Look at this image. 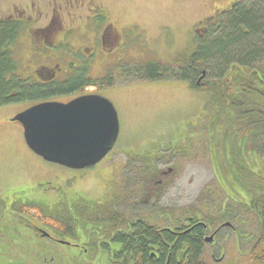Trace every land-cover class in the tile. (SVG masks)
I'll return each instance as SVG.
<instances>
[{
    "label": "rangeland",
    "instance_id": "374dc122",
    "mask_svg": "<svg viewBox=\"0 0 264 264\" xmlns=\"http://www.w3.org/2000/svg\"><path fill=\"white\" fill-rule=\"evenodd\" d=\"M236 1L93 0L110 11L124 35L114 51L100 48L103 53L95 52L96 57L88 58L87 63L93 80L106 73L113 78L114 87L96 84L88 91L113 105L118 138L99 164L70 170L34 155L25 145L22 126L11 121L37 101L0 107V264H105L100 251L89 259L90 252L81 254L73 245L39 237L34 227L50 225L56 217L77 216L80 233L90 236L101 226L92 222L109 207V215L114 212L127 219L172 212L177 220L176 211L193 209L200 194L204 195L202 190L213 185V173L226 182L225 172L236 169L238 163L244 161L245 165L248 158L258 162L253 155H247V160L244 154V160L238 155L239 144L247 141V135L237 132L236 120L243 122V118L232 115L229 102L213 101L211 92L193 90L187 82H137V77L125 71L137 65L143 73L153 62L167 63L172 69L184 66L194 52L196 37L206 33L205 20H215V14L229 10ZM63 11L65 29L79 23L80 30H71L62 50L69 53L76 48L88 56L89 51L84 50L90 33L83 27L84 7L75 4L68 14ZM69 13L75 18V27L69 26ZM263 66L257 68L264 71ZM250 172L252 175L255 169ZM154 176L161 183L158 188L151 186ZM152 190L157 197L148 203L144 198L152 197ZM25 203L29 205L23 213L18 208ZM158 221L157 227L166 224L165 217ZM61 239L72 242L68 236Z\"/></svg>",
    "mask_w": 264,
    "mask_h": 264
},
{
    "label": "flooded vegetation",
    "instance_id": "af4514ba",
    "mask_svg": "<svg viewBox=\"0 0 264 264\" xmlns=\"http://www.w3.org/2000/svg\"><path fill=\"white\" fill-rule=\"evenodd\" d=\"M72 1L73 5L70 3ZM75 4L77 7H84L86 12L82 20L83 27L88 28L90 33L86 39L88 47L84 50L89 51L86 57L81 55L80 49H72L69 53L62 50L71 30L77 32L80 30L79 23L76 27L73 26L75 18L70 13L69 26L75 28L66 30L64 25L63 10L68 14V10L74 9ZM112 17L106 7L96 5L93 0H4L3 4L0 2V25L11 28L1 53L9 54L17 67L13 73H6V79L14 75L26 84L39 88L57 87L55 92L45 99L30 101L36 102L35 104L67 103L81 96L92 95L88 87H85L87 81L92 83L94 79L88 75L87 63L91 60L88 58L94 57L95 52L103 53L100 48L112 52L124 40L123 30H117ZM213 22V19L207 21L209 24ZM23 50L24 55L21 53ZM69 82L74 84L71 88L68 87ZM244 149L245 147L241 148V152L238 153L243 152L246 159L247 155H250L246 151L251 149L249 147ZM242 154L239 156L243 159ZM256 160L258 162L254 163L251 159L245 165L242 161L237 164L236 169L226 171L224 174L228 178L226 182L223 176L216 178L212 172L213 185H207L202 190L204 195L200 197L201 205L194 221L185 217L179 224L173 220L171 213L158 217L153 212L148 213L147 225L138 224L133 236L136 244L140 245L142 241L146 249L135 246L131 261L127 260L125 253L120 255L123 249H120L121 243L118 238L114 241L115 235L123 229L120 227L116 232L110 231L108 221L110 207L103 211L101 226L90 236L80 233L81 221L77 216L54 218L60 221L70 219L71 231L63 233L62 227L57 229L46 223L39 224L41 225L38 226L39 229L34 227V231L39 237L49 241L67 243L60 245H73L81 254L86 255L90 250L89 246L95 242L99 249L102 247V251L108 250L102 254L105 264H169L172 253L177 264L181 261L184 264H264V161L262 162L260 158ZM252 169H255V172L250 175ZM150 181L151 186L158 188V185H161L156 182L155 176ZM153 191L152 197L144 198L148 203L156 200L157 196ZM209 199H213V207L207 210L205 200ZM27 205L29 204L25 203L18 209L24 213ZM142 217L146 216L138 215L137 221L145 224ZM164 217L165 225L160 227L154 225ZM145 231H149L147 238L143 237ZM52 233L58 234L57 237ZM62 236H68L72 242L63 241ZM191 237L199 241L195 259L189 255L188 238ZM115 252L120 258L114 257ZM88 258L90 259V255ZM37 264H41L40 261Z\"/></svg>",
    "mask_w": 264,
    "mask_h": 264
},
{
    "label": "trees",
    "instance_id": "16d2710c",
    "mask_svg": "<svg viewBox=\"0 0 264 264\" xmlns=\"http://www.w3.org/2000/svg\"><path fill=\"white\" fill-rule=\"evenodd\" d=\"M218 15L213 23H207L208 19L203 23L207 26L206 33L201 37H196L194 52L184 66H177L176 69H172L171 65L167 63L153 62L146 65L143 73L138 71L137 65H134L130 70L125 69V71L137 77L135 80L137 82L163 80L187 82L193 90L205 89L211 92L213 101L229 102L230 109L233 111L232 115L242 116L243 118V122L236 120L237 132L247 135V141H241L238 150L249 147L251 150L246 151V153H250L255 159L260 158L263 162L264 71L257 67L264 64L261 63L264 62V0H239L231 4L229 10ZM10 32V27L0 25V107L22 101L45 99L57 89V87L39 88L36 85L26 84L14 75H10L6 79V73H13L17 68L16 63L9 54L1 53L5 38ZM203 72V79L198 81ZM141 75L144 76L141 77ZM207 78H209L208 80L212 78V80L206 81ZM69 83L68 87L71 88L74 84ZM113 83V78L106 73L103 78L93 80L92 83L87 81L85 87L100 84L102 88L107 89L114 87ZM217 84L222 87H217ZM248 93L255 96L246 97ZM207 108L208 104L205 110ZM249 116L251 118L247 119ZM242 153H238V155ZM248 159L251 160L252 158ZM200 197H198L193 209L176 211L177 214L179 213L176 222L181 224L185 217L191 218L192 221L197 219L201 202ZM212 207L213 199L206 202L207 210ZM146 218H149L148 214L146 217H142V220L145 221V224H142L141 222L138 223L137 217L127 219L121 214L116 215L114 212L109 215L110 231L116 232L120 227L123 229L122 232L115 235L114 241L118 238L121 243L120 249L124 251H120V255L125 253L127 260L131 261L133 259L135 246L139 249H146L144 242L141 241V244L137 245L135 238H133L136 232L135 227L138 224L139 226L147 225ZM69 220L54 219L50 226L57 229L62 227L63 233L64 231H71ZM93 222L100 224L102 216L96 217ZM12 231V228L8 230L9 233ZM148 235L149 231L143 233L144 238H147ZM188 242H190L189 255L194 256L193 259H195L199 241L197 238L191 237L188 238ZM89 249L91 259L99 251L101 255L108 251L106 249L102 251V247L99 249L95 242L89 246ZM114 257L120 258V256H117V252L114 253ZM169 264H177L173 253ZM178 264H184V262L181 261Z\"/></svg>",
    "mask_w": 264,
    "mask_h": 264
},
{
    "label": "water",
    "instance_id": "95a60500",
    "mask_svg": "<svg viewBox=\"0 0 264 264\" xmlns=\"http://www.w3.org/2000/svg\"><path fill=\"white\" fill-rule=\"evenodd\" d=\"M203 76L204 72L198 81ZM11 121L22 126L25 145L34 155L70 170L99 164L113 149L119 133L113 105L99 95L81 96L67 103H38Z\"/></svg>",
    "mask_w": 264,
    "mask_h": 264
},
{
    "label": "bare ground",
    "instance_id": "6f19581e",
    "mask_svg": "<svg viewBox=\"0 0 264 264\" xmlns=\"http://www.w3.org/2000/svg\"><path fill=\"white\" fill-rule=\"evenodd\" d=\"M135 263V262H134Z\"/></svg>",
    "mask_w": 264,
    "mask_h": 264
}]
</instances>
